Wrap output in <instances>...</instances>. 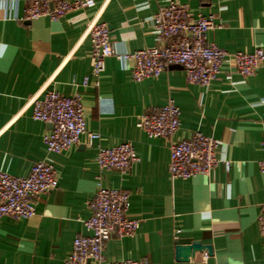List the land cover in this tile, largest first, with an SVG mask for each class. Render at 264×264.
Returning a JSON list of instances; mask_svg holds the SVG:
<instances>
[{"label":"crops","instance_id":"crops-1","mask_svg":"<svg viewBox=\"0 0 264 264\" xmlns=\"http://www.w3.org/2000/svg\"><path fill=\"white\" fill-rule=\"evenodd\" d=\"M168 0H95L57 21H24L28 0H0V170L28 177L37 162L52 164L58 188L39 196L28 220L0 218V264H63L101 183L131 193L128 217L141 221L133 237L113 236L107 262L151 264H264L258 217L264 204V65L251 77L226 64L210 87L189 84L181 68L136 82L131 65L111 57L96 86L89 32L106 23L117 54L157 46L148 20ZM193 16H214L208 43L230 53L264 49V0H178ZM88 87H82L84 78ZM54 90L82 94L87 129L101 141L62 154L43 141L51 125L35 121L32 100ZM169 100L181 110L171 139H150L138 127ZM195 133L214 138L221 164L209 176L174 179L170 146ZM134 145L139 163L128 172L100 171L98 146ZM231 162L226 170L223 162ZM179 240L191 243L178 245ZM197 244L198 247L193 246ZM205 253L209 259L204 260Z\"/></svg>","mask_w":264,"mask_h":264},{"label":"built area","instance_id":"built-area-1","mask_svg":"<svg viewBox=\"0 0 264 264\" xmlns=\"http://www.w3.org/2000/svg\"><path fill=\"white\" fill-rule=\"evenodd\" d=\"M95 0H28L24 21L48 18L57 21L74 10L89 8ZM156 37L157 46L123 55L116 53L111 31L106 23L90 26L92 46V72L95 84L106 71V61L111 57L131 65L136 82L160 77L172 65L184 68L189 84L208 88L218 81L227 64L241 76H253L264 65V49L252 53H230L208 43V33L216 30L214 16H193L178 0H168L148 20ZM90 84L84 78L82 87ZM32 117L35 121L52 126L43 141L48 153L62 154L81 144L84 136L88 146L101 141L99 133L89 132L82 94L78 91L66 96L49 90L32 100ZM181 126V110L174 100H169L153 114L143 116L138 122L150 139H171ZM218 142L209 136L195 133L170 146L169 173L174 179L190 180L196 176H209L222 162L218 158ZM261 146L264 154V130ZM97 164L100 171L128 172L141 160L134 145L124 141L113 148L98 146ZM227 171L231 162H223ZM264 174V158L259 162ZM56 168L47 162H37L28 177H16L0 170V218L28 220L35 216V204L39 196L58 188ZM131 193L126 190L105 188L101 183L89 203L92 215L83 221L90 232L78 235L71 254L63 264H151L149 260H125L107 262L106 244L113 236L133 237L140 229L141 221L128 217ZM260 234L264 237V204L258 217ZM210 254L205 253L204 260Z\"/></svg>","mask_w":264,"mask_h":264},{"label":"water","instance_id":"water-1","mask_svg":"<svg viewBox=\"0 0 264 264\" xmlns=\"http://www.w3.org/2000/svg\"><path fill=\"white\" fill-rule=\"evenodd\" d=\"M170 68H181V69H184L182 66H179V65H172V66H170ZM189 243H191L190 240H179L178 245L181 246L183 244H189ZM193 246L198 247L197 244H193Z\"/></svg>","mask_w":264,"mask_h":264}]
</instances>
